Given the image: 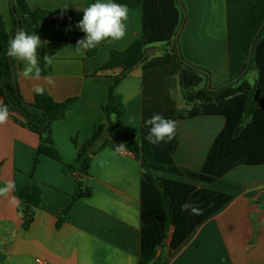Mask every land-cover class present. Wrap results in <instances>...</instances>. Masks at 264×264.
I'll list each match as a JSON object with an SVG mask.
<instances>
[{"label":"crops","instance_id":"1","mask_svg":"<svg viewBox=\"0 0 264 264\" xmlns=\"http://www.w3.org/2000/svg\"><path fill=\"white\" fill-rule=\"evenodd\" d=\"M182 1L187 9L179 35L182 56L206 69L213 87L234 79L247 63L245 45L251 29L245 13L254 0ZM95 2L27 0L30 13L19 17L20 30L41 38L37 49L39 80L25 79V62L12 57L22 98L32 103L36 94L33 86L39 84L55 101L76 100L66 116L53 123V138L62 160L42 155L32 175L40 136L16 121L23 120L21 112L12 109L0 94L9 113L7 122L0 124V187L9 180L15 183L8 197H0V264L139 262L143 168L141 160L119 137H110L108 144L92 157L89 175L83 177L92 194L74 199L79 190V168L110 131L107 125L102 138L89 151H81L107 121L104 107L113 76L119 70L101 71L102 67L110 61L113 51L127 49L142 32L141 7H128L123 39L101 42L95 56H89L88 51L79 55L68 33L83 32L77 27L83 18L82 9ZM0 16L8 33L16 34L18 20L11 0H0ZM156 47L152 57L162 54L159 47L171 48L163 43ZM45 55L50 56V64L45 62ZM129 72L117 88L127 107L122 124L129 135L140 136L147 84L141 66ZM49 78L53 84L47 83ZM180 127L183 133L176 165L202 177L203 147H208L209 139L221 126ZM120 144L124 148L118 153L115 147ZM153 174L172 182L167 186L175 197L181 196L182 203L192 197L202 201L203 190L231 196L174 249L170 248L171 226L169 237L157 252L162 256L159 264H264V181L252 179L238 169H232L226 177H216L226 185L163 169H155ZM28 187L41 189L40 204L29 223L19 201V194ZM12 197L19 203H11ZM68 207L70 212L64 215ZM240 218L242 221H238Z\"/></svg>","mask_w":264,"mask_h":264},{"label":"trees","instance_id":"2","mask_svg":"<svg viewBox=\"0 0 264 264\" xmlns=\"http://www.w3.org/2000/svg\"><path fill=\"white\" fill-rule=\"evenodd\" d=\"M127 7H141L142 32L127 49L112 52L110 61L101 71L119 70L113 76L108 102L104 107L107 121L103 123L93 136L83 145L82 152L89 151L99 141L107 127L109 135L102 144L86 157L79 168V190L74 199H80L92 194V188L83 180L89 175V166L94 154L103 149L110 137H119L124 145L141 160L142 191H141V255L138 264H159L162 256H157L174 227L170 248H176L202 220L212 212L221 208L231 199L230 195L203 190L202 201L195 197L187 199L189 203L202 210V214L194 215L191 209L182 210L181 196H174L167 186L172 182L154 176L153 170L163 169L173 173L200 178L176 165L179 162L178 152L180 126L214 125L221 126L217 134L209 139L208 147H203L204 161L201 178L212 183L226 185L216 177H226L232 169L245 172L252 179L264 181V27L256 36L264 23V0H254L249 3L245 17L250 26V35L245 45L247 67L251 43L255 36L251 62L248 71L253 73L252 80L239 79L238 82L215 89L208 87L209 73L201 66L184 60L179 55L180 40L175 39L176 33L184 20L185 5L178 0H114ZM14 15L30 13L27 0H14ZM6 30L0 16V94L6 97V102L12 109L21 112L23 120L18 123L25 125L40 136V143L34 157V170L42 155L62 160L53 138V123L63 119L73 107L76 98L66 101H55L44 91L35 94L32 103H27L18 91L13 75L12 64L7 53L8 42L14 37ZM85 37L84 32L69 31L68 40L76 46L79 39ZM110 40V39H108ZM106 41V40H105ZM163 43L171 46L163 54L157 53V45ZM99 45V44H98ZM98 45L88 51L89 56L98 53ZM182 53V52H181ZM13 65L14 60L12 58ZM141 66L144 70V82L147 84L146 100L144 97L143 125L140 136H131L122 124V117L127 112L123 97L117 88L130 72ZM258 73V75H257ZM235 76V77H237ZM178 78V85L186 91V98L193 105L187 109L179 108L170 93V82ZM234 77V78H235ZM233 79V78H232ZM202 86L200 87V85ZM217 87V86H216ZM150 88V91H149ZM159 113L176 121L174 138L159 144H150L145 137L149 129L145 120ZM241 168V169H240ZM242 168H246L242 171ZM254 169L255 172L252 171ZM206 174V175H205ZM262 179V181H261ZM173 184V183H172ZM20 210L26 220H32L35 209L41 201V189L28 187L19 194ZM71 207L64 210L68 215Z\"/></svg>","mask_w":264,"mask_h":264},{"label":"clouds","instance_id":"3","mask_svg":"<svg viewBox=\"0 0 264 264\" xmlns=\"http://www.w3.org/2000/svg\"><path fill=\"white\" fill-rule=\"evenodd\" d=\"M83 18L78 22L77 27L85 33V37L79 39L76 43V51L79 55H84L86 51H91L101 42L111 40H121L127 33L128 7L125 4L114 2V0H96L95 3L82 9ZM41 45L39 35L29 34L21 29L16 32L14 37L9 40L7 55L25 62L22 76L25 79L39 80L41 69L39 67L37 49ZM45 62L51 63L49 55H45ZM258 75V73H257ZM48 84L54 82L49 78ZM33 91L40 95L43 94L42 85L33 86ZM9 113L7 105L0 101V124L6 123ZM145 127L149 129L145 139L150 144H159L166 139L174 138L176 121L164 117L162 114L155 113L145 120ZM123 144L115 147L116 152H121ZM15 189L13 181H6L3 187H0V197H8ZM11 203L18 204L19 201L11 198ZM182 210L191 209L194 215L202 214V210L192 204L185 203L181 205Z\"/></svg>","mask_w":264,"mask_h":264},{"label":"rangeland","instance_id":"4","mask_svg":"<svg viewBox=\"0 0 264 264\" xmlns=\"http://www.w3.org/2000/svg\"><path fill=\"white\" fill-rule=\"evenodd\" d=\"M184 10H185L184 13L187 15V9L185 8ZM183 23H184V20H183ZM158 50L163 54V52H165L167 49L165 47H159ZM178 78L179 77H176L174 79V83L170 82V93H171L172 98L175 99L179 108L188 110V108H190L193 105V103L187 100L186 91L181 86H179L177 83ZM252 78H253V73L251 72H249L246 76L243 77L244 80H251ZM201 86L202 84L200 85V87ZM248 177H251V176H248ZM240 219L241 220L238 219V221H242V218Z\"/></svg>","mask_w":264,"mask_h":264},{"label":"water","instance_id":"5","mask_svg":"<svg viewBox=\"0 0 264 264\" xmlns=\"http://www.w3.org/2000/svg\"><path fill=\"white\" fill-rule=\"evenodd\" d=\"M178 1L181 2V0H178ZM11 3H12V8L15 10L14 0H11ZM17 20H18V30H20L21 20H20V18H19L18 16H17ZM183 25H184V23L181 24L180 28L178 29V31H177V33H176V36H175V39H176V40H178V38H179L180 32H181V30H182V28H183ZM263 27H264V23H263V25L260 27V29H259V31L257 32L256 36L261 32V30L263 29ZM256 36H255V38H256ZM255 38H254V40H253V42L251 43V46H250V51H249V57H248V64H247V67L243 70L242 74H241L240 76L235 77V78L232 79V80H229V81H227V82H225V83H223V84H221V85L215 87V89H219V88H221V87H223V86H225V85L233 84V83L237 82V81H238L243 75L246 74V72L248 71V68H249V64H250V62H251L252 50H253V45H254ZM179 55H180V57L184 60V58H183V56H182V53H181L180 49H179ZM9 59H10L11 64H12L13 75H14V78H15V80H16V73H15V68H14V65H13L12 57L9 56ZM130 70H132V69H130ZM130 70H129V71H130ZM208 73H209V72H208ZM208 87H209V88L211 87L210 74H209ZM7 107H8V106H7ZM29 222H30V220H28V223H29Z\"/></svg>","mask_w":264,"mask_h":264}]
</instances>
